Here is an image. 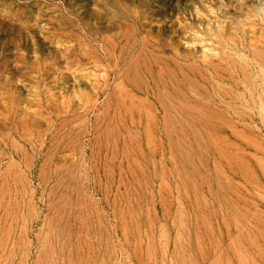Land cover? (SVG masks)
<instances>
[{"label":"rangeland","instance_id":"obj_1","mask_svg":"<svg viewBox=\"0 0 264 264\" xmlns=\"http://www.w3.org/2000/svg\"><path fill=\"white\" fill-rule=\"evenodd\" d=\"M263 167L264 0H0V264H264Z\"/></svg>","mask_w":264,"mask_h":264},{"label":"bare ground","instance_id":"obj_2","mask_svg":"<svg viewBox=\"0 0 264 264\" xmlns=\"http://www.w3.org/2000/svg\"><path fill=\"white\" fill-rule=\"evenodd\" d=\"M137 19H138V18H137ZM138 20L140 21V19H138ZM139 21H138V22H139ZM139 24H140V23H139ZM131 27H133V26H131ZM134 32H135V31H134ZM126 33H127V32H126ZM129 33H130V31H129ZM131 34H132V33H131ZM122 35H123V34H122ZM134 35H135V34H134ZM127 36H128V35H127ZM131 36H132V35H131ZM123 37H124V35H123ZM141 37H142V36H141ZM145 37H146V36H145ZM133 38H134V37H133ZM124 39L127 40L125 37H124ZM135 40H136V39H135ZM144 40H145V39H144ZM131 41H133V40H131ZM139 41H140V40H139ZM142 41H143V39H142ZM144 42H145V41H144ZM146 42H147V41H146ZM119 43H120V42H119ZM132 43H133V42H132ZM139 43H140V42H139ZM147 43H148V42H147ZM125 44H126V42H125ZM125 44H124V45H125ZM148 44H149V43H148ZM119 45H120V44H119ZM127 45H129V44H127ZM135 45H136V43H135ZM130 46H131V45H130ZM146 46H147L146 44H144V43L141 42V43H140V46H139L140 49L138 50L139 53H137V55L135 56L134 60H133L132 62L130 61L131 63H128V62L126 61V62H127V65H125L122 69H120V70H126V71H124V72L122 71L123 73L121 74V77H123V79L126 80L125 82H127V83L130 84L131 86H132V85H135V81H136V80H137L136 82H138V81L141 80V79L138 80V77H139V76H137V72H136V70L138 69L140 63L144 60V59H143V56H144V58L147 57V56H145L146 50H148V49H146ZM150 46H151V45H150ZM88 47H89V46H88ZM114 47H115V45H114ZM157 47H158V46H157ZM121 48H125V47H121ZM121 48H119V49H121ZM127 48H128V47H127ZM151 48H152V47H151ZM111 49H112V48H111ZM133 49H134V47H133ZM160 49H161V48H160ZM125 50H126V49H125ZM151 50H152V49H151ZM117 51H119V50H117ZM121 51H122V49H121ZM115 52H116V51H115ZM128 52H129V51H128ZM149 52H150V51H149ZM149 52H148V53H149ZM155 52H156V50H155ZM88 53H89V52H88ZM120 53H121V52H120ZM124 53H125V52H124ZM124 53H123V54H124ZM134 53H135V52H134ZM153 53H154V52H153ZM84 54H85V53H84ZM121 54H122V53H121ZM121 54H120V55H121ZM126 54H127V53H126ZM126 54H125V55H126ZM151 54H152V53H151ZM87 55H88V54H87ZM132 55H133V54H132ZM149 55H150V54H149ZM118 56H119V55H118ZM133 56H134V55H133ZM150 56L152 57L153 54L150 55ZM154 56H155V54H154ZM154 56H153V58H154ZM156 56H157V54H156ZM156 56H155V57H156ZM236 56H237V55H236ZM242 56H243V55H242ZM88 57H89V56H88ZM122 57H123V56H122ZM148 57H149V56H148ZM240 57H241V56H240ZM115 58H116V57H115ZM120 58H121V57H120ZM124 58H125V57H124ZM149 58H150V57H149ZM156 58L158 59V56H157ZM160 58H161V56H160ZM166 58H167V57H166ZM146 59H147V58H146ZM146 59H145V61H147ZM170 59H171V58H170ZM172 59H173V58H172ZM238 59H239V58H238ZM131 60H132V59H131ZM150 60H151V59H150ZM227 60H228V59H227ZM153 61L155 62L154 59L152 60V62H153ZM160 61H161V60H160ZM152 62L150 63L151 66H152ZM156 62H157V61H156ZM164 62H165V61H164ZM164 62H163V63L161 62V63L164 64ZM209 62H210V61H209ZM209 62H208V63H209ZM225 62H226V61H225ZM241 62H242V61H241ZM121 63H122V62H121ZM124 63H125V62H124ZM144 63H145V62H144ZM148 63H149V62H148ZM159 63H160V62H159ZM161 63H160V64H161ZM210 63H212V64H209V66L212 67V68H214L215 65H217V64L214 65L213 62H210ZM226 63H227V62H226ZM117 64H118V62H117ZM206 64H207V63H206ZM206 64H205V65H206ZM227 64H228V63H227ZM235 64H237V63H235ZM164 65H165V64H164ZM167 65H168V64H167ZM167 65H166V67L169 68ZM173 65H174V62H173ZM100 66H101V65H100ZM112 66H113V64H112ZM112 66H111V68H112ZM122 66H123V64H122ZM141 66H142V63H141ZM143 66H144V65H143ZM146 66H147V65H146ZM148 66H149V65H148ZM185 66H186V65H185ZM194 66L196 67V65H193V66L191 67V69H190V66L188 67V69H189V70H193V68H195ZM113 67H114V66H113ZM162 67H164V66H162ZM186 67H187V66H186ZM206 67H208V64H207ZM210 67H209V68H210ZM217 67L219 68V66H217ZM238 67H239V70H240V66H239V65H238ZM102 68H103V67H102ZM116 68H117V66L115 67V70H117ZM146 68H147V67H145L144 69H146ZM148 68H149V67H148ZM153 68H154V67H153ZM174 68H176V69H177V68L180 69L176 64L174 65ZM174 68H173V69H174ZM182 68H183V67H182ZM182 68H181V69H182ZM197 68H198V66H197ZM212 68H210V69L212 70ZM150 69H151V68H150ZM164 69H165V68H164ZM171 69H172V67H171ZM171 69L169 68V69H167V70L170 71ZM173 69H172V70H173ZM178 69H177V70H178ZM181 69H180V70H181ZM186 69H187V68H186ZM186 69H185V70H186ZM199 69H200V68H199ZM219 69H221V68H219ZM219 69H217V70H219ZM134 70H135V71H134ZM151 70H152V69H151ZM165 70H166V69H165ZM200 70H201V69H200ZM200 70H199V71H200ZM132 71H133V72H132ZM137 71H138V70H137ZM178 71H179V70H178ZM187 71H188V70H187ZM193 71L196 72V69L193 70ZM193 71H192V72H193ZM213 71H214V73H215L216 70L214 69ZM117 72H118V71H117ZM129 72H132V74L130 73L131 76L128 75ZM144 72H145V70H144ZM167 72H168V71H167ZM185 72H186V71H185ZM200 72H201V71H200ZM216 72H217V71H216ZM168 73H169V72H168ZM181 73H183V72H181ZM190 73H191V72H190ZM138 74H139V73H138ZM140 74H141V73H140ZM169 74H170V73H169ZM170 75H171V74H170ZM200 75H201V74H200ZM129 76H130V77H129ZM144 76H145V74H144ZM147 76H148V75H147ZM182 76H183V75H182ZM182 76H181V77H182ZM185 76H186V75H185ZM185 76H184V77H185ZM118 77H119V76H118ZM118 77H117V78H118ZM121 77H120V78H121ZM167 77H168V76H167ZM171 77H173V76L171 75ZM197 77H198V76H197ZM220 77H221V76H220ZM168 78H169V77H168ZM203 78H204V77H203ZM184 79H185V78H184ZM167 80H168V79H167ZM169 80H170V78H169ZM172 80H174V79H172ZM176 80H177V79H176ZM187 80H188V79H187ZM142 81H143V80H142ZM192 81H194V80H192ZM153 82H155V81H153ZM158 82H159V81H158ZM163 82H164V81H163ZM171 82H172V81H171ZM189 82H190V81H189ZM160 83H162V82H160ZM164 83H165V82H164ZM164 83H163V84H164ZM169 83H170V82H169ZM178 83H179V82H178ZM191 83H192V82H191ZM142 84H144V83H142ZM189 85H190V84H189ZM155 88H156V87H155ZM164 88H165V87H164ZM133 89H135V88H133ZM142 89H143V88H142ZM172 89H173V88H172ZM178 90H179V89H178ZM121 91H123V90H121ZM192 91H193V90H192ZM154 92H155V91H154ZM176 92H177V91H176ZM126 93H128V92H126ZM174 93H175V92H174ZM196 93H197V92H196ZM198 93H199V92H198ZM124 94H125V93H124ZM170 94H171V93H170ZM179 94H180V93H179ZM179 94L176 93V95H179ZM181 94H182V93H181ZM158 95H159V94H158ZM158 95H156V96H158ZM173 97H174V96H173ZM181 97H182V96H181ZM118 98H119V97H118ZM128 98H130V97H128ZM169 98H170V97H169ZM171 98H172V97H171ZM130 99H131V98H130ZM134 99H135V98L131 99L130 101H132V103H133ZM157 99H158V98H157ZM157 99H156V100H157ZM180 99H181V98H180ZM182 99H183V97H182ZM136 100H137V99H136ZM138 100H139V99H138ZM138 100H137V101H138ZM176 100H177V99H176ZM184 100H185V99H184ZM142 101H143V100H142ZM219 101H221V100L219 99ZM155 102H156V101H155ZM163 102H164V101H163ZM175 102H176V101H175ZM183 102H184V101H183ZM185 102H186V100H185ZM223 102H224V101H223ZM143 103H144V102H143ZM123 104H124V103H123ZM129 104H131V103L129 102ZM167 104H168V103H167ZM179 104H180V103H179ZM181 104H182V103H181ZM136 105H137V104H136ZM142 105H143V104H142ZM159 105H160V104H159ZM182 105H183V104H182ZM215 105H216V104H215ZM226 106H227V105H226ZM120 107H121V106H120ZM135 107H136V106H135ZM176 107H177V106H176ZM182 107H183V106H182ZM201 107H202V106H201ZM117 108H118V107H117ZM123 108H124V107H123ZM160 108H162V107H160ZM170 108H171V107H170ZM195 108H196V107H195ZM126 109H127V108H126ZM129 109H130V108H129ZM147 109H148V108H147ZM127 110H128V109H127ZM134 110H135V108H134ZM136 110H137V109H136ZM139 110H140V108H139ZM143 110H144V109H143ZM149 110H150V109H149ZM159 110H161V109H159ZM162 110H163V109H162ZM166 110H167V109H166ZM200 110H201V109H200ZM225 110H226V109H225ZM145 111H146V110H145ZM191 112H192V111H191ZM211 112H212V111H211ZM120 113H121V112H120ZM124 113H125V112H124ZM146 113H147V112H146ZM147 114H148V113H147ZM165 114H166V113H165ZM165 114H164V115H165ZM193 114H194V113H193ZM150 115H151V113H150ZM164 115H163V116H164ZM174 115H175V114H174ZM204 115H205V114H204ZM220 115L222 116V114H220ZM146 116H147V115H146ZM146 116H144V117H146ZM148 116H149V115H148ZM188 116H189V115H188ZM149 117H150V116H149ZM116 118H117V117H116ZM124 118H125V117H124ZM152 118H153V117H152ZM163 118H164V117H163ZM200 118H201V116H200ZM203 118H204V117H203ZM117 119H118V118H117ZM186 119H187V118H186ZM205 119H206V117H205ZM123 120H124V119H123ZM148 120H149V119H148ZM171 120H172V119H171ZM203 120H204V119H203ZM120 121H121V120H120ZM163 121H164V120H163ZM190 121H191V120H190ZM206 121H207V120H206ZM212 121H213V120H212ZM129 122H130V121H129ZM132 123H133V122H132ZM183 123H184V122H183ZM199 123H201V122H199ZM119 124H120V123H119ZM122 124H123V122H122ZM137 124H138V123H137ZM137 124H136V125H137ZM191 124H192V123H191ZM194 124H195V123H194ZM113 125H114V124H113ZM129 125H130V124H129ZM205 125H206V124H205ZM115 126H116V125H115ZM122 126H123V125H122ZM122 126H121V127H122ZM130 126H131V125H130ZM137 126H138V125H137ZM139 126H140V125H139ZM123 127H124V126H123ZM142 127H143V125H142ZM211 127H212V126H211ZM144 128H145V127H144ZM207 128H208V127H207ZM122 129H123V128H122ZM124 129H125V128H124ZM136 129H137V128H136ZM138 129H139V128H138ZM213 129H214V128H213ZM209 130H210V129H209ZM113 131H114V130H113ZM125 131H126V130H125ZM130 131H131V130H130ZM207 131H208V130H207ZM116 132H118V130H117ZM166 132H167V131H166ZM190 132H191V131H190ZM208 132H209V131H208ZM113 133H114V132H113ZM124 133H125V132H124ZM142 133H143V132H142ZM161 133H162V132H161ZM202 133H203V132H202ZM206 133H207V132H206ZM206 133H205V134H206ZM145 134H146V133H145ZM167 134H168V133H167ZM170 134H171V133H170ZM199 134H200V133H199ZM134 135H135V134H134ZM208 135H209V134H208ZM210 135H211V134H210ZM117 136H118V135H117ZM117 136H116V137H117ZM130 138H131V137H130ZM127 140H128V139H127ZM132 140H133V138H132ZM180 140H181V139H180ZM116 141H117V140H116ZM112 143H113V142H112ZM133 144H134V143H133ZM138 144H139V143H138ZM142 145H143V144H142ZM130 146H131V145H130ZM145 146H146V145H145ZM180 146H181V145H180ZM183 146H184V145H183ZM122 147H123V146H122ZM179 148H180V147H179ZM132 150H133V149H132ZM115 151H116V149H115ZM115 151H114V152H115ZM116 152H117V151H116ZM124 153H125V152H124ZM131 153H132V152H131ZM127 154H129V153L127 152ZM124 156H125V155H124ZM142 156H143V155H142ZM190 156H191V155H190ZM228 157H229V156H228ZM232 157H233V154H232ZM127 158H129V157H127ZM122 159H123V158H122ZM125 159H126V158H125ZM233 159H234V158H233ZM183 160H184V159H183ZM188 160H189V159H188ZM229 161H230V159H229ZM229 161H228V162H229ZM124 162H125V161H124ZM230 162H231V161H230ZM185 163H186V162H185ZM189 167H190V166H189ZM263 168H264V167H263ZM239 171H240V170H239ZM186 172H187V171H186ZM192 172H193V171H192ZM179 173H180V172H179ZM195 174H196V173H195ZM188 175H189V174H188ZM235 175H236V174H235ZM186 176H187V175H186ZM189 176H190V175H189ZM204 176H205V175H204ZM202 178H203V177H202ZM207 178H208V177H207ZM221 178H222V177H221ZM224 178H225V176H224ZM229 179H230V178H229ZM200 180H201V179H200ZM230 180H231V179H230ZM186 181H187V180H186ZM202 181H203V180H202ZM227 181H228V180H227ZM220 182H221V181H220ZM231 182H232V181H231ZM234 183H235V182H234ZM229 184H230V182H229ZM195 187H196V186H195ZM239 187H240V186H239ZM200 188H201V187H200ZM237 188H238V187H237ZM195 189H196V188H195ZM218 189H219V188H218ZM228 190H229V189H228ZM238 191H239V190H238ZM192 192H193V191H192ZM201 192H202V191H201ZM231 192H232V191H231ZM194 193H195V192H194ZM196 193H197V192H196ZM207 194H208V192H207ZM224 194H225V193H224ZM226 194H227V193H226ZM198 195H199V194H198ZM198 195H197V197H198ZM200 195H201V193H200ZM210 195H211V194H210ZM210 195H209V196H210ZM233 195H234V194H233ZM235 196H236V195H235ZM239 196H240V195H239ZM216 197H217V194H216ZM216 197H215V198H216ZM226 197H227V196H226ZM236 197H237V196H236ZM203 198H205V197H203ZM196 199H197V198H196ZM218 199H219V198H218ZM232 201H233V200H232ZM241 201H242V200H241ZM196 202H197V201H196ZM216 202H217V201H216ZM225 202H226V201H225ZM225 202H224V203H225ZM197 203H198V202H197ZM237 205H238V204H237ZM252 205H253V204H252ZM205 206H206V205H205ZM253 206H254V205H253ZM195 207H197V206H195ZM233 207H234V206H233ZM239 207H240V206H239ZM249 207H250V206H249ZM199 208H200V207H199ZM225 208H226V207H225ZM231 209H232V208H231ZM219 210H220V209H219ZM225 210H226V209H225ZM196 211H197V210H196ZM213 211H214V210H213ZM239 213H240V212H239ZM222 214H223V213H222ZM236 214H237V213H236ZM254 214H255V213H254ZM227 216H228V215H227ZM216 217H217V216H216ZM228 217H229V216H228ZM243 217H244V216H242V218H243ZM224 218H225V217H224ZM257 218H258V217H257ZM227 219H228V218H227ZM222 220L224 221V219H222ZM227 221H228V220H227ZM227 221H226V222H227ZM244 221H245V220H244ZM221 223H222V222H221ZM234 224H235V223H234ZM237 224H238V225H237ZM237 224H236V227H235V228H237L236 230H237L238 232H240L241 230H240L239 228H242V223H239V222H238ZM248 224H249V222H248ZM248 224H247V221H246V225H248ZM255 224H256V223H255ZM228 226H229V225H228ZM224 228H226V226H225ZM252 228H253V227H252ZM252 228H251V229H252ZM242 229H243V228H242ZM226 230H227V229H226ZM248 230H249V229H248ZM228 231H229V230H228ZM244 231H245V230H244ZM252 231H253V230H252ZM242 232H243V231H242ZM253 232H254V231H253ZM65 233H66V232H65ZM243 233H244V232H243ZM57 234H58V233H57ZM236 234H237V233H236ZM245 234H246V232H245ZM242 235H243V234H242ZM240 236H241V235H240ZM58 237H59V236H58ZM228 237H229V236H228ZM251 238H252V237H251ZM236 239H237V238H236ZM244 240H246V239H244ZM244 242H245V241H244ZM60 244H61V243H60ZM246 247H247V246H246ZM58 250H59V249H58ZM53 251H54V250H53ZM235 253H236V252H235ZM233 254H234V253H233ZM236 255H237V254H236ZM242 255H243V254H242ZM234 256H235V255H234ZM234 256H233V257H234ZM235 257H236V256H235ZM239 260H240V259H239ZM214 261H215V260H214ZM237 261H238V259H237ZM241 262H242V261H241ZM37 263H38V262H37ZM186 264H187V263H186Z\"/></svg>","mask_w":264,"mask_h":264}]
</instances>
